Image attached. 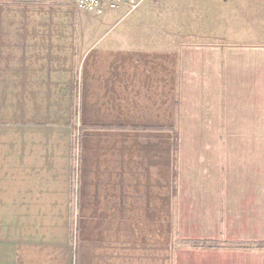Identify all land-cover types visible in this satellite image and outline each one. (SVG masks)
<instances>
[{
    "label": "crops",
    "instance_id": "obj_1",
    "mask_svg": "<svg viewBox=\"0 0 264 264\" xmlns=\"http://www.w3.org/2000/svg\"><path fill=\"white\" fill-rule=\"evenodd\" d=\"M217 8L0 0V264H264V0Z\"/></svg>",
    "mask_w": 264,
    "mask_h": 264
},
{
    "label": "rangeland",
    "instance_id": "obj_2",
    "mask_svg": "<svg viewBox=\"0 0 264 264\" xmlns=\"http://www.w3.org/2000/svg\"><path fill=\"white\" fill-rule=\"evenodd\" d=\"M232 1L235 0H134V8L130 10L132 17H129L127 26L130 31H140L142 38L149 44L151 41L167 40L169 35L180 34L181 37L182 34L191 32L213 38L217 31V6ZM196 3L205 6L203 9L207 14L205 24L200 25L195 22L200 15V9L195 7ZM224 11L225 14L232 15L230 6L227 8L225 6ZM201 15L205 14L201 13Z\"/></svg>",
    "mask_w": 264,
    "mask_h": 264
},
{
    "label": "built area",
    "instance_id": "obj_3",
    "mask_svg": "<svg viewBox=\"0 0 264 264\" xmlns=\"http://www.w3.org/2000/svg\"><path fill=\"white\" fill-rule=\"evenodd\" d=\"M75 10L90 15L100 16L122 5L134 8V0H70Z\"/></svg>",
    "mask_w": 264,
    "mask_h": 264
},
{
    "label": "trees",
    "instance_id": "obj_4",
    "mask_svg": "<svg viewBox=\"0 0 264 264\" xmlns=\"http://www.w3.org/2000/svg\"><path fill=\"white\" fill-rule=\"evenodd\" d=\"M76 140V139H75Z\"/></svg>",
    "mask_w": 264,
    "mask_h": 264
}]
</instances>
